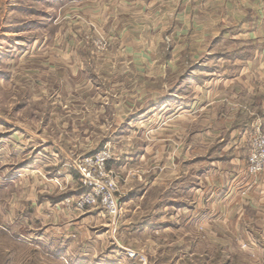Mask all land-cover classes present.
Masks as SVG:
<instances>
[{"label": "rangeland", "instance_id": "obj_1", "mask_svg": "<svg viewBox=\"0 0 264 264\" xmlns=\"http://www.w3.org/2000/svg\"><path fill=\"white\" fill-rule=\"evenodd\" d=\"M167 1L0 0V264H258L263 258L261 251L209 243L194 217L160 218L164 211L182 216L204 209L193 197L197 172L187 170L169 195L162 186L145 192L143 181H166L169 164L178 176L183 159L215 160L217 137L236 103L228 83L238 75L211 74L214 86L206 90L190 82L191 67L214 63L208 60L216 26L186 36L191 60L180 58L177 47L173 72L163 69L167 41L159 34L182 28L163 17ZM217 1L223 6L211 19L234 20L222 48L244 52L243 44H253L260 49L257 67H264V0ZM245 16V27H237ZM117 97L129 104L118 106ZM258 131L264 133L257 128L246 138V169ZM104 149L113 155L111 180L91 188L80 161ZM128 179L142 184L130 189L122 184ZM109 183L116 213L98 203L78 206ZM241 187L235 192L246 194ZM205 188L213 193V182ZM114 239L122 249L111 246Z\"/></svg>", "mask_w": 264, "mask_h": 264}, {"label": "crops", "instance_id": "obj_2", "mask_svg": "<svg viewBox=\"0 0 264 264\" xmlns=\"http://www.w3.org/2000/svg\"><path fill=\"white\" fill-rule=\"evenodd\" d=\"M176 1L178 2L174 4ZM221 3L223 2L217 0H168L165 5H162L167 7L165 13H163V17L169 19L171 23H178L182 28L179 31H169L167 29L164 31V36H162V31L159 34V36H161V41L164 39L167 41L161 46V51H166L162 67L164 70L167 69L168 72H173V70L169 71V68H171L170 63L174 60L175 49L177 47L183 50L182 54H180V58L183 60L184 58L191 60V57H189V55H191L190 45L188 44V40L190 39L186 36L202 35V28L205 26L207 29L213 26L219 28L217 36L214 37L212 41V50L210 53H214L213 57L208 60L209 65L213 60V65H210L212 67H191L192 69L188 72V74L193 75L190 81L191 84L204 90L210 85L214 86V83L210 81L213 77L211 74L214 75L215 73L221 76H229V78L238 75V77L234 78L235 81L229 80L228 83L231 91L234 92L232 97L236 103L234 104L235 109L231 110V116L229 117L227 115L225 118L226 121H230L228 122L225 132L222 136L219 135L217 137V141L220 142V148L217 150L216 158L208 162L188 160L187 163H184L185 160L183 159L180 164L181 176L178 175V177L173 171L175 168L174 165H171L173 168L171 172L172 168L169 164V169H166L165 174L166 181H161L162 179L156 178L154 181L143 182L145 184L148 183L145 192L149 191L150 188L162 186L165 188L163 193L169 195V192H173L175 183L187 180V170L193 173L197 172V184H199V186L196 190L193 189V197L197 200L198 207L200 208V203H202L204 209L202 210L200 208L197 209V211H193L190 215L182 216L178 215L183 214L180 211L174 215H166L167 211H164V215H160V218L163 219L165 217L168 222V218L171 220L174 218H184V220L189 218V221L194 217V219L198 221L196 226L201 225L204 228L209 243H218L220 244L219 246L217 245L218 247L228 250H232L234 247H236V249L241 247L248 250L261 251L263 258L257 259V262L258 264H264V175H259L256 179L249 177L246 174V157H243L244 151L248 153L249 146L246 138L249 136V133L257 130V128L264 129V85L260 83L261 80H264V71L259 70L264 67L263 65L262 67H257L258 62L256 60L257 56H259L257 53L260 49H255L253 44H243L242 49H244V52H232L222 48V45H225L226 42V34L229 37L233 34L231 26L234 20L228 17L224 19L220 18L219 20L217 17L213 18L214 20L211 19L213 13L220 11L219 8L223 6ZM123 4L125 6L126 3L123 1ZM225 5L231 6L234 5V3L227 1ZM161 21L162 20L157 21V23L161 24ZM241 21V26L238 25L237 27H245L249 19L245 16ZM225 24L229 25L225 26V28H227L226 30H222L221 28ZM206 33L207 31H205L204 34L207 35L205 38L209 35ZM170 37H172V40ZM177 37L178 40L175 41ZM122 41H127V39L125 37L123 39L121 38L120 42ZM176 43H180V45H176ZM247 46L249 47L247 48ZM217 48H219V51L215 53ZM249 50L252 51L247 54L246 52ZM260 57H262V53ZM240 76H244V82H242ZM229 78L227 77L226 79ZM118 90L123 89L120 88ZM112 100L113 103H116L118 106L129 102L127 99L120 100V97ZM116 113H118V111ZM122 116H125V114H118L116 118H121ZM200 156L202 155L198 156V160L201 159ZM254 181H257V184H253ZM209 182H213V193L208 192V189L205 188V184ZM122 184L132 189L137 185H141L142 181L128 179V181H124ZM201 184H203L202 187H200ZM239 185L242 186V189L247 188L250 192H248V190L245 191L246 194L235 192V187ZM195 192L197 195H195ZM176 196L180 197L179 194ZM142 198L143 196H141L140 199ZM129 200L128 198V201ZM169 201H167V204H170ZM214 203H216V205H214ZM218 204H223V208L220 206L218 210L214 209L218 208ZM239 204L245 207L244 212L238 209L236 211L232 209ZM254 205H257L259 209H248V206L254 208ZM183 206L184 205H180L179 208L183 209ZM157 207L158 203H156L154 208L156 211ZM157 214L155 216H157ZM83 218V221H85L86 219L89 220L91 217ZM219 219H223V221ZM218 220L219 223L223 222L225 224V227L221 228L222 231L218 229ZM105 225L108 226L107 224ZM167 227L170 228L168 225L166 228ZM104 231H106V229H104ZM238 234L241 235L239 236L240 239L235 238ZM110 243L112 247L117 246L119 249H122V246L116 239L112 240Z\"/></svg>", "mask_w": 264, "mask_h": 264}, {"label": "built area", "instance_id": "obj_3", "mask_svg": "<svg viewBox=\"0 0 264 264\" xmlns=\"http://www.w3.org/2000/svg\"><path fill=\"white\" fill-rule=\"evenodd\" d=\"M250 155L248 157L246 173L249 177L256 179L259 175H264V133L258 131L250 140ZM112 154L106 149L80 161L79 172L84 178L83 182L89 187L94 188L97 181H108L111 171L108 170V164L112 162ZM108 178V179H106ZM113 183H109L108 187L102 186L101 189L95 191V195H89L85 199L83 197L78 202V206H90L98 203L107 211L116 213L117 206L113 200L112 192Z\"/></svg>", "mask_w": 264, "mask_h": 264}]
</instances>
